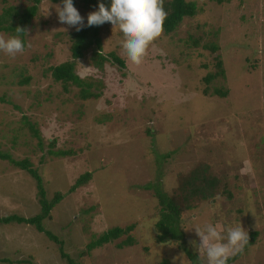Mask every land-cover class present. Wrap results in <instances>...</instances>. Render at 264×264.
<instances>
[{"label": "rangeland", "instance_id": "374dc122", "mask_svg": "<svg viewBox=\"0 0 264 264\" xmlns=\"http://www.w3.org/2000/svg\"><path fill=\"white\" fill-rule=\"evenodd\" d=\"M186 1L196 4V15L155 40L139 65L122 48L119 26L106 24L99 33L102 54L119 56L125 69L109 59L99 70L92 49L86 50L75 61V73L92 85L95 99L83 100L79 87L51 77V67L72 61L76 31L59 22L60 2L39 4L23 53L0 51V153L28 159L47 200L62 195L42 226L78 264H190L183 248L207 264L206 254L190 243L200 242L195 229L207 224L225 237L239 225L255 234L232 264H264V0ZM28 5L0 1V14ZM75 7L86 24L95 9L80 0ZM213 45L215 51L208 48ZM217 57L223 75L206 84L204 77L219 71ZM27 124L39 131L40 147ZM58 151L66 154H51ZM202 167L218 180L215 196L194 200L182 212L180 240L159 242L160 208L154 190L143 187L158 181L173 197L180 178ZM85 173L91 179L69 191ZM39 212L35 180L0 160V218ZM129 225L135 226L130 245L119 246L123 235L86 252L94 237ZM0 264L67 262L34 226L9 223L0 224Z\"/></svg>", "mask_w": 264, "mask_h": 264}, {"label": "trees", "instance_id": "16d2710c", "mask_svg": "<svg viewBox=\"0 0 264 264\" xmlns=\"http://www.w3.org/2000/svg\"><path fill=\"white\" fill-rule=\"evenodd\" d=\"M3 4L7 3L8 0H0ZM29 2L26 8L20 10L14 6H9L2 10L0 14V32L10 34L11 36H16V28L21 27L28 29L31 25L32 19L37 15L38 6L44 0H21ZM52 2H60L63 5V0H47ZM77 0H73L75 6ZM82 4L88 8H94L98 10V5L103 2L107 7L110 8L111 0H80ZM224 0H218V2H223ZM164 9L167 12V17L164 23V34L169 35L173 33L176 28L180 25L186 17H193L197 13L196 4L194 2H187L186 0H169L164 2ZM106 24L111 26L110 23H105L101 26L83 27L80 31L72 32V43L70 47V54L72 61L64 62L59 65L50 68V74L54 81L61 82L63 84H72L80 88V97L83 100L95 99L98 97L97 93L91 91L92 85L83 81L75 73V61L81 59L84 56L86 50L92 49L91 60L94 67L97 69H102L103 65L109 61V59L115 63L120 69H125L124 61L114 53H109L107 56L102 54V47L100 43L99 33L106 27ZM87 25V21L86 24ZM25 33L21 34V39L24 42ZM196 41H194V44ZM25 44V42H24ZM207 47V46H206ZM215 51L216 46L208 47ZM216 68L219 69L215 74L207 75L204 77L206 84L212 80L216 75H223L222 62L219 57L215 58ZM211 79V80H210ZM203 93H207L204 90ZM215 95L219 97H225L226 92H222L219 89H214ZM32 131L33 136L38 140V147L42 145L41 136L39 131L33 128L31 125L27 124ZM54 156L65 155L64 152H51ZM159 155L156 156L157 164L160 163ZM0 160L8 161L10 164L16 168L26 171L34 180L37 189L38 203L40 206V212L37 215L31 217H22L18 215H11L0 218V224H26L32 225L39 233H44V235L53 243L59 246L60 256L66 260L67 264H78L73 261L64 251L63 243L59 240L57 236L45 230L42 226L44 219H46L50 211L54 206L62 200V195L57 193L50 201L46 199V193L44 191L43 183L41 177L38 175L37 171L32 168V164L28 159L21 161L14 160L7 153H0ZM199 167V166H198ZM196 169L192 171L186 177H182L179 180V187L175 192L173 197L168 196L160 188V183L156 181L155 183H149L143 188L146 190L153 189L154 196L157 199L159 206V219L155 224V228L158 232L157 239L161 243L167 241H178L182 238V232L179 229V221L181 214L184 210L189 209L192 201H208L212 199L218 188V180L208 174V170L202 167L201 170ZM159 178V175H158ZM91 179V173H85L80 175L70 187L69 191H74L75 189L81 187L87 181ZM134 225H129L125 228L114 227L103 233L98 237H94L87 245L86 252L99 248L105 244L113 242L120 239L123 235H128L127 238L120 242L119 246L130 245L131 239L129 238V233L134 229ZM255 234L249 236V242L246 245L247 249L253 242V237ZM186 254L190 264H198V259L196 255L190 252L187 248L182 249ZM241 257V253L231 257L227 264H232Z\"/></svg>", "mask_w": 264, "mask_h": 264}, {"label": "clouds", "instance_id": "9594fccd", "mask_svg": "<svg viewBox=\"0 0 264 264\" xmlns=\"http://www.w3.org/2000/svg\"><path fill=\"white\" fill-rule=\"evenodd\" d=\"M56 10L59 22L74 27L76 31L105 23H111L113 29L118 25L124 34L122 48L137 65L143 62L149 46L163 35L167 17L164 0H111L110 8L100 2L98 10L88 14L87 25L73 0H63V7L58 5ZM16 33V36L7 39L0 35V51L11 57L23 53L25 49L20 37L27 30L17 27ZM195 230L200 242L190 243L199 255L206 254L207 264H227L231 257L242 253L249 242L248 232L242 225L229 227L226 237L212 224H207L203 230L199 227Z\"/></svg>", "mask_w": 264, "mask_h": 264}]
</instances>
